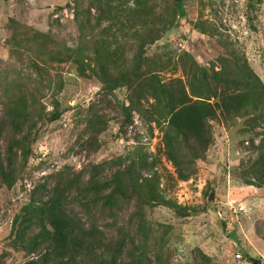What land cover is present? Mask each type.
Returning a JSON list of instances; mask_svg holds the SVG:
<instances>
[{"label":"rangeland","instance_id":"rangeland-1","mask_svg":"<svg viewBox=\"0 0 264 264\" xmlns=\"http://www.w3.org/2000/svg\"><path fill=\"white\" fill-rule=\"evenodd\" d=\"M145 1L148 27L161 30L153 42L144 44V64L159 70L161 78L180 76L172 65L184 51L206 67L229 47L244 57L264 84V0H181V18L173 16L174 0ZM108 2L114 10L107 7ZM131 7L132 0H0V93L4 82L22 83L46 110L51 99L61 109L56 120L37 123L25 165L11 187L0 185V264H20L29 256L13 246L11 220L33 189L45 181L49 187V174L70 175L102 161L113 165L115 157L134 147L159 159L158 170L164 175L160 186L186 208L180 214L161 205L145 209L149 255L159 247L164 264H203L200 252L207 256V264H252V259L264 264V185L255 187L243 180L247 160L254 155L250 141L255 144L261 136L259 126L247 128L242 119L211 122L213 141L203 159L196 161L193 175L165 182L166 173L174 174L160 151L161 131L135 113L130 124H123L119 108L126 94L123 87L105 94L94 76L87 71L80 75L74 63L65 62L46 66L53 82L61 80V88L54 93L52 86L37 82L29 61L34 53L28 56L12 41L14 35L29 37L39 31L55 44L79 46L90 56L95 48L109 43L116 47L121 66L131 60L139 43L140 25L128 15ZM74 11L79 13L78 20ZM198 18L212 23L215 34L198 32L194 28ZM90 114H102L106 123L93 142L88 137L84 144L80 138L83 120ZM109 170L105 167L102 173ZM131 211V205L122 208L107 233L115 234V225L127 229ZM154 238L162 240L154 242Z\"/></svg>","mask_w":264,"mask_h":264},{"label":"trees","instance_id":"trees-1","mask_svg":"<svg viewBox=\"0 0 264 264\" xmlns=\"http://www.w3.org/2000/svg\"><path fill=\"white\" fill-rule=\"evenodd\" d=\"M146 11L145 0H132L128 15L138 19L139 43L131 60L121 66L116 47L109 43L95 48L90 56L79 46L55 44L39 31L29 37L14 35L12 41L28 56L34 53L29 61L36 80L52 86L54 93L61 88V80L53 82L46 66L65 62L74 63L80 75L87 71L94 76L105 94L123 87L126 94L119 106L123 124H130L135 113L140 121L153 123L161 131L160 151L174 174L166 173L165 182L183 181L193 175L196 161L203 159L213 141L211 122L226 124L242 119L247 128L259 126L261 136L255 144L250 141L254 155L247 160L243 180L263 186L262 81L244 57L229 47H225V55H217L206 67L184 51L172 65L179 69L180 76L161 78L159 70L144 64L142 48L161 30L148 27ZM78 14L74 11V20H78ZM107 14L112 16L109 10ZM173 16H184L181 0H174ZM194 28L208 35L217 31L212 23L199 18ZM11 82H4L0 93V185L7 188L27 161L37 123L54 121L61 114L56 99L50 100V109L46 110L28 87ZM83 122L80 138L87 144L88 137L94 141L106 119L102 114H90ZM113 161V165L93 163L70 175L60 171L49 174L51 184L47 189L45 181L29 193L10 226L13 246L29 255L20 264H164L162 249H151V255L146 251L150 227L145 209L161 205L180 214L186 208L160 186L164 175L158 170L157 157L134 147ZM105 167L110 169L107 174L102 173ZM128 205L132 206L131 225L127 229L115 225V234L109 235L107 228L114 227L118 212ZM198 257L207 264L206 255L200 252Z\"/></svg>","mask_w":264,"mask_h":264},{"label":"water","instance_id":"water-1","mask_svg":"<svg viewBox=\"0 0 264 264\" xmlns=\"http://www.w3.org/2000/svg\"><path fill=\"white\" fill-rule=\"evenodd\" d=\"M208 198H211V193H209ZM252 264H262L258 259H252Z\"/></svg>","mask_w":264,"mask_h":264},{"label":"built area","instance_id":"built-area-1","mask_svg":"<svg viewBox=\"0 0 264 264\" xmlns=\"http://www.w3.org/2000/svg\"><path fill=\"white\" fill-rule=\"evenodd\" d=\"M239 256V255H238Z\"/></svg>","mask_w":264,"mask_h":264}]
</instances>
